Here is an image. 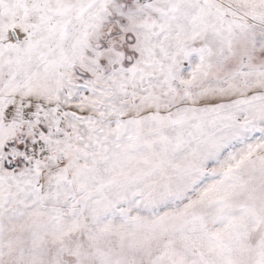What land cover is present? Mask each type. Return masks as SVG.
<instances>
[{"label": "snow or ice", "instance_id": "obj_1", "mask_svg": "<svg viewBox=\"0 0 264 264\" xmlns=\"http://www.w3.org/2000/svg\"><path fill=\"white\" fill-rule=\"evenodd\" d=\"M0 264H264V0H0Z\"/></svg>", "mask_w": 264, "mask_h": 264}]
</instances>
